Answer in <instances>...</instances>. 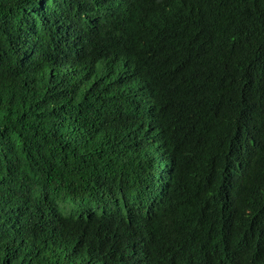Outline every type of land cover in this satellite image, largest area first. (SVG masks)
<instances>
[{
	"label": "trees",
	"instance_id": "trees-1",
	"mask_svg": "<svg viewBox=\"0 0 264 264\" xmlns=\"http://www.w3.org/2000/svg\"><path fill=\"white\" fill-rule=\"evenodd\" d=\"M0 264H264V0H0Z\"/></svg>",
	"mask_w": 264,
	"mask_h": 264
},
{
	"label": "clouds",
	"instance_id": "clouds-1",
	"mask_svg": "<svg viewBox=\"0 0 264 264\" xmlns=\"http://www.w3.org/2000/svg\"><path fill=\"white\" fill-rule=\"evenodd\" d=\"M250 161L253 163V162H254V161H253V158H252ZM236 177H237V175H236L235 173H233L232 176L230 177V179H234V178H236Z\"/></svg>",
	"mask_w": 264,
	"mask_h": 264
}]
</instances>
